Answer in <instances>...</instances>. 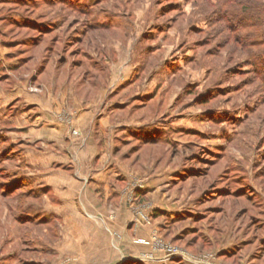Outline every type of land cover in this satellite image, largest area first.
I'll return each instance as SVG.
<instances>
[{"label":"rangeland","instance_id":"374dc122","mask_svg":"<svg viewBox=\"0 0 264 264\" xmlns=\"http://www.w3.org/2000/svg\"><path fill=\"white\" fill-rule=\"evenodd\" d=\"M80 39L82 44L77 42ZM65 42L72 44L70 52L75 54L68 55L67 61L84 67L68 72L66 65L58 79L55 61L62 57ZM51 47L53 65L38 79L39 60ZM0 49L8 57L7 68H0V264H113L119 258L116 232L109 233L108 227L100 225V217L90 216L85 208L88 182L80 183L76 196L71 193L74 206L60 204L73 197L66 186L65 193L59 190L64 185L58 187L60 178L52 177V172L72 176L69 166L43 169L35 155L41 145L33 146V160L27 161L26 144L12 141L16 130L7 122L18 120L20 126L21 109L11 105L13 97L7 90L15 85L45 100L57 99L62 89L69 98L97 99L92 104H98L111 122L137 120L140 126L167 130L172 150L178 148L182 158L187 154L211 161V154L219 149L224 160L222 169H213L214 176L234 164L237 171L250 174L253 188L262 187L255 174H264V0H0ZM84 70L95 73V81L79 86ZM99 88L104 90L100 96ZM141 104H145L143 110L132 111ZM124 105L131 107L124 112L116 109ZM68 117L63 118L67 136L78 139ZM127 143L122 146L125 152L136 145L132 140ZM168 149L158 146L126 155L129 159L122 161L138 174L123 183L128 190L152 171L199 166L177 158L160 165L149 159ZM41 173L49 176L39 181ZM187 181L173 186V198L178 203L195 202L193 213L201 214L203 209L196 207L201 194L191 189L196 186L194 180ZM261 191L264 195V187ZM126 193L127 189L121 195L127 200ZM132 207L141 214L142 208ZM89 218L108 234L112 256L100 249L89 252L86 227L81 223ZM195 227L207 229L205 223ZM166 235L153 238L155 252L147 258L161 259L164 251L159 249L172 247L193 260L203 258L209 264L215 260L206 253L196 256L197 252L185 250ZM168 263L193 264L182 258Z\"/></svg>","mask_w":264,"mask_h":264},{"label":"crops","instance_id":"0c3cea01","mask_svg":"<svg viewBox=\"0 0 264 264\" xmlns=\"http://www.w3.org/2000/svg\"><path fill=\"white\" fill-rule=\"evenodd\" d=\"M7 58L5 52L0 49V68H7ZM103 91L100 90L99 96ZM68 93L66 89H62L57 99L47 97L49 100H45L29 95L22 91L19 85H15L7 90V94L13 97L11 105H19L21 109L20 126L16 125L18 120L11 122L12 120L9 119L11 124L7 122V127L9 125L11 130H16L12 141L26 144L27 161L33 160V146L38 147L39 144L42 148H36L41 152L37 151L35 155L40 167L51 168L54 164L69 166L72 176L61 171L52 172V177L60 178L57 183L55 182L58 187L64 185L59 188L63 190V193L66 186L68 193L76 196L80 183L88 182L83 193L87 212L90 216L100 217V225L108 227L109 233L116 232L119 239V249H117L119 258L113 264L140 262L148 254L155 252L153 238H159L161 233H164V235L168 234L166 236L170 240H177L186 237L185 233L189 230H196L200 238L206 237L210 240L209 248L199 250L194 247L192 250L197 251L196 256H201L199 255L201 253L214 256L215 260L211 264H264V253L259 258H255L253 256L255 245L242 246L246 238L234 225H227L220 229L219 234H214L204 227V230L200 231L190 219H181L178 222L175 220L176 216L180 217L185 213L194 214L195 203L191 202L193 205H189V200L178 203V200L173 198L176 192L173 190L175 189L173 188L175 169L164 167L155 173L152 171L147 178L141 179V183H138L135 189L128 190V186L123 183L138 174L122 161L129 157L126 156L128 152H125L124 147L118 149L119 143L131 142L130 133L147 127L140 126L137 120L131 124L111 122L108 114L102 111L98 104H92L97 99L86 101V98L81 100L76 96L69 98ZM67 115L72 125L78 130V139L74 137L69 139L67 136L68 128L63 120ZM96 115H98V121L95 120ZM128 122L133 121L128 120ZM48 176L41 173L39 181H44ZM125 189L128 191L127 200L121 195ZM131 191L133 200L129 199ZM74 195H71L72 200L67 203L62 201L60 204L74 206ZM142 198L145 200H140ZM131 204L137 205V209L142 208L140 215L134 213ZM144 206L149 207V210L146 211ZM87 212L85 215H88ZM107 216H112V220H109ZM77 220L78 218H76V224H78ZM261 220L264 226V216ZM81 223L86 227L84 239L88 241L87 248L90 250L88 251L93 253V249L95 251L100 249L105 252V256H112L108 234L100 226H96V222L91 218L89 222ZM203 224L204 222L197 226L200 227ZM262 240H264V234ZM155 260L161 264H170L163 263L159 259ZM200 260L205 261L203 258ZM146 262L149 261H142V263Z\"/></svg>","mask_w":264,"mask_h":264},{"label":"trees","instance_id":"16d2710c","mask_svg":"<svg viewBox=\"0 0 264 264\" xmlns=\"http://www.w3.org/2000/svg\"><path fill=\"white\" fill-rule=\"evenodd\" d=\"M53 31V30H52ZM84 35L86 31H83ZM83 40L80 39L78 44H82ZM42 42L38 40L36 42V47L40 45ZM58 44V40L54 39L52 45L56 46ZM62 47V57L55 61L54 70L56 71V76L58 79L64 75L61 70L66 68L67 70L74 71L80 70L83 68V64L79 62H68L67 56L71 55L74 57L75 54L70 52V48L72 44L70 42H65ZM53 52L54 48L51 47L47 51V56L43 57L40 61V66L38 68V79L39 77H43L46 75V71L48 67L53 65ZM84 55V54H83ZM70 56V57H71ZM28 62V61H27ZM101 63L100 61L95 62V66H98ZM25 64H27L25 62ZM93 68V67H92ZM17 69L14 67L12 70ZM91 71V68H90ZM89 70H84L82 74V82L79 86H84L87 82L95 81L93 77L94 74ZM55 73V72H54ZM73 74V73H72ZM71 75V74H70ZM132 81V80H131ZM97 90H100L97 89ZM96 90V91H97ZM91 91V90H90ZM86 91V93H88ZM85 93V97H89L88 94ZM137 101L142 99L135 98ZM148 100L150 99L147 98ZM143 101V100H142ZM131 107V106H127ZM124 106L116 107L117 110L124 112V109L127 108ZM145 107V104H141L138 106H133L132 111H141ZM167 130L163 129H154V128H142L137 132L130 133V138L132 140V144L136 143V145H132L128 154H134L137 152H142L143 149L148 148H156L158 146H167L169 149L167 153L161 152L160 155L155 156L152 159L155 162H159L158 164H163L164 161H172L173 159H181L186 162H197L199 166L197 168H193L192 166H184L180 171L176 170L173 180V186H177L178 184H187V180H194L196 186L191 187L193 192H199L201 194L200 200H197L196 207L198 209H203V212L198 215L185 213L180 217L175 219L179 221L181 219H190L191 222L195 225L204 222L207 226L209 232L214 234H219L220 229L226 227L227 225H234L237 230L242 231V234L246 238L245 244L242 246L248 247L251 245H255V253L253 256L260 257L264 253V240H262V235L264 234V226L262 224L261 218L264 216V196L262 194V187H264V174H255L256 180L259 179V185L262 186L258 189L253 188L251 176L246 173V171H237V168L233 165H228L229 167L221 170L217 173L216 176L213 174V169L215 167L221 168L220 164L224 160V157L219 149L215 150L216 154H211V161L203 160L199 158V156L187 155L180 157V152H177L178 148L172 150L171 140L166 138ZM166 143V144H165ZM128 143L125 141H121L119 143V147L125 146ZM130 145V144H129ZM128 146V145H127ZM185 151V148H184ZM168 154V157L167 155ZM182 155L185 153H181ZM128 157V156H127ZM162 157H165L166 160H163ZM157 158V159H156ZM185 165V164H184ZM233 166V167H231ZM216 168V169H217ZM234 174H238L237 178L232 177ZM235 187V188H234ZM198 231L189 230L185 234L186 237H182L181 239H177L175 242L182 243V246L187 251H193L194 247H197L199 250H204L210 247V240L206 237H201L197 235ZM198 250V251H199ZM197 252V251H193ZM127 264H140L135 262H128Z\"/></svg>","mask_w":264,"mask_h":264},{"label":"built area","instance_id":"2783aa9c","mask_svg":"<svg viewBox=\"0 0 264 264\" xmlns=\"http://www.w3.org/2000/svg\"><path fill=\"white\" fill-rule=\"evenodd\" d=\"M147 221V220H146ZM160 251H164V254L162 256L161 259H159L160 261H162L163 263L174 260V259H180L182 258L183 260H186L187 262H191L193 264H208V261H202V260H193L189 257H187V255L185 253L180 252L179 250L172 248V247H165L162 249H159ZM144 260H140V262L142 261H156L154 258L150 259L147 257L143 258ZM158 261V260H157Z\"/></svg>","mask_w":264,"mask_h":264}]
</instances>
